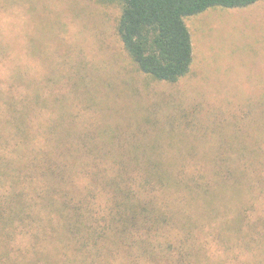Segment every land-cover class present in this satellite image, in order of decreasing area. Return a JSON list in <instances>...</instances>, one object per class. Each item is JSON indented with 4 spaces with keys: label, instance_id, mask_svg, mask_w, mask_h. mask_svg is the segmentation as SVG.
Returning <instances> with one entry per match:
<instances>
[{
    "label": "trees",
    "instance_id": "obj_1",
    "mask_svg": "<svg viewBox=\"0 0 264 264\" xmlns=\"http://www.w3.org/2000/svg\"><path fill=\"white\" fill-rule=\"evenodd\" d=\"M257 1L101 0L119 5L116 32L137 69L169 83L191 66L186 17ZM65 58L76 79L87 80L81 71L87 60L66 52ZM3 63L12 83L26 86L20 97L9 90L0 107V183L1 191H8L0 193V231L10 238L16 220L29 219L35 240L24 264H264V207L249 215V199L243 197L253 179H264L260 143L222 131L218 152L195 146L169 150L157 137L163 126L156 118L158 134L150 141L118 130L111 134L113 146L104 147L95 133L74 146L45 129L38 133L41 143L33 144L35 134L30 140L25 136L32 128L28 113L36 93L31 92V62L18 77ZM146 130L140 131L145 137ZM235 146L237 156H232ZM198 158L207 160L194 161ZM59 230L56 237L62 240L54 242ZM214 239L219 249H211ZM10 251L0 253V264H19Z\"/></svg>",
    "mask_w": 264,
    "mask_h": 264
},
{
    "label": "rangeland",
    "instance_id": "obj_2",
    "mask_svg": "<svg viewBox=\"0 0 264 264\" xmlns=\"http://www.w3.org/2000/svg\"><path fill=\"white\" fill-rule=\"evenodd\" d=\"M118 15L117 3L101 0H0V55L17 77L24 76L31 62V92L36 93L31 95L27 140L32 132L33 144H40L38 133L46 129L74 146L89 133L100 134L104 147L113 146L111 134L118 130L150 141L158 134L153 125L158 118L163 129L157 137L169 150L195 146L218 152L222 131L233 137L232 132L242 134L245 141L264 147L259 140L264 132V0L186 17L192 62L188 73L173 83L152 80L137 69L117 35ZM65 52L87 60L81 70L87 80L76 79ZM3 61L0 107L9 90L20 97L26 89L7 77ZM143 128L148 129L147 137L140 133ZM237 148L230 151L232 156H237ZM200 160L207 159L194 161ZM263 181L253 179L244 190L249 215L256 216V208L260 213L264 207ZM2 185L0 193H8L1 191ZM28 221L17 219L10 238L0 231V253L11 248L10 257L19 264H24L23 257L30 258L35 240ZM61 232L54 242L62 240L56 237ZM217 243L211 242L212 250Z\"/></svg>",
    "mask_w": 264,
    "mask_h": 264
}]
</instances>
